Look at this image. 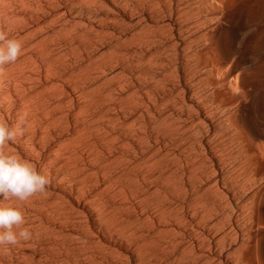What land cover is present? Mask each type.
Wrapping results in <instances>:
<instances>
[{
	"label": "rangeland",
	"instance_id": "obj_1",
	"mask_svg": "<svg viewBox=\"0 0 264 264\" xmlns=\"http://www.w3.org/2000/svg\"><path fill=\"white\" fill-rule=\"evenodd\" d=\"M133 18L125 16L124 0H0V30L23 44L22 55L5 66L0 79V119L18 127L25 118L24 134L9 150L51 180L46 195L10 201L24 210L33 238L0 247V264H88L90 258L89 264H173L168 159L165 154L157 161L154 137L166 123L153 122L140 87L145 66L138 59Z\"/></svg>",
	"mask_w": 264,
	"mask_h": 264
},
{
	"label": "bare ground",
	"instance_id": "obj_2",
	"mask_svg": "<svg viewBox=\"0 0 264 264\" xmlns=\"http://www.w3.org/2000/svg\"><path fill=\"white\" fill-rule=\"evenodd\" d=\"M124 12L134 17L138 59L145 66L139 83L150 115L166 123L154 137L157 161L165 154L168 159L173 264H264V0H124Z\"/></svg>",
	"mask_w": 264,
	"mask_h": 264
},
{
	"label": "clouds",
	"instance_id": "obj_3",
	"mask_svg": "<svg viewBox=\"0 0 264 264\" xmlns=\"http://www.w3.org/2000/svg\"><path fill=\"white\" fill-rule=\"evenodd\" d=\"M22 52V42L0 30V79L4 77L5 66L15 64ZM25 127L23 116L18 127L9 126L0 119V247L16 246L33 238L30 227L25 226L24 212L10 201L24 202L38 195L44 196L51 183L31 161L9 150L10 143L24 134Z\"/></svg>",
	"mask_w": 264,
	"mask_h": 264
}]
</instances>
